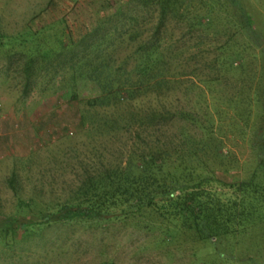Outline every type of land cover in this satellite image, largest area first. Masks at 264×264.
Segmentation results:
<instances>
[{
    "label": "rangeland",
    "instance_id": "obj_1",
    "mask_svg": "<svg viewBox=\"0 0 264 264\" xmlns=\"http://www.w3.org/2000/svg\"><path fill=\"white\" fill-rule=\"evenodd\" d=\"M127 1L0 0V264H264V210L258 207L243 230L210 242L160 203L107 221L75 216L42 223L59 205L74 203L95 152L108 148L105 155L113 159L126 148L124 139L98 135L97 123L81 124L85 100L100 95L95 73L78 81V100H72L66 90L70 71L44 58L42 50L64 52V44ZM182 1L190 3L189 17L166 25L167 43L177 53L170 88L159 100L140 96L136 106L170 111V135L206 134L207 172L219 181L247 178L264 158L257 151L264 136V69L259 50L238 30L240 11L230 1H237L264 39V0ZM136 16L142 32L155 21L148 10ZM216 57L229 73L212 69ZM29 59L33 74L27 80ZM182 110L209 117L211 129L180 120ZM204 188L222 202L238 200L218 183Z\"/></svg>",
    "mask_w": 264,
    "mask_h": 264
},
{
    "label": "trees",
    "instance_id": "obj_2",
    "mask_svg": "<svg viewBox=\"0 0 264 264\" xmlns=\"http://www.w3.org/2000/svg\"><path fill=\"white\" fill-rule=\"evenodd\" d=\"M230 3L240 11L238 30L259 50L264 69V39L237 1ZM189 8L190 3L182 0L127 1L114 13L98 19L94 27L77 40L64 44V52L53 54L42 50L44 58L57 60L62 68L70 71V85L66 90H70L72 100H78L75 89L78 81L87 78L89 72L95 73L93 77L100 95L85 100L87 115L81 116V124L90 122L92 127L97 123L98 135L124 139L126 147L124 154L117 150L118 157L113 159L105 155L108 148L95 152L96 162L83 168L82 179L72 195L74 203L59 205L60 209L47 215L42 223L70 221L75 216L107 221L160 203L162 207L178 211L186 227L200 240L210 242L216 236L233 234L247 227L253 222L256 207L264 210L263 157L247 178L221 182L207 172L206 134L197 136L182 130L178 135H170L166 129L173 120L170 111L136 106L140 96L159 100V96L169 90L177 53L173 45L167 43L170 37L166 25L174 19L182 23L189 17ZM139 9L155 12V21L143 32L136 16ZM186 22L190 27L196 26L193 19ZM33 62L29 59L24 68L27 80L33 74ZM216 68L226 73L230 71L218 57L212 69L220 72ZM53 69L55 71V67ZM217 79L215 77L214 82ZM120 106H124L123 112H118ZM179 115L180 120L198 123L203 130L209 131L212 127L207 116L199 118L198 114L187 110L180 111ZM257 151L264 153V136ZM210 183L232 189L238 195V203L213 197L216 195L204 188Z\"/></svg>",
    "mask_w": 264,
    "mask_h": 264
}]
</instances>
